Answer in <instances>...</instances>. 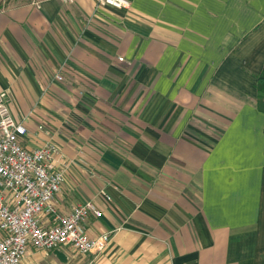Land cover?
<instances>
[{"label":"crops","instance_id":"0c3cea01","mask_svg":"<svg viewBox=\"0 0 264 264\" xmlns=\"http://www.w3.org/2000/svg\"><path fill=\"white\" fill-rule=\"evenodd\" d=\"M0 0V93L60 148L67 264H264V0ZM61 77V80H58ZM42 128V130L40 129ZM50 132V136L45 131ZM23 264H62L30 251Z\"/></svg>","mask_w":264,"mask_h":264},{"label":"built area","instance_id":"2783aa9c","mask_svg":"<svg viewBox=\"0 0 264 264\" xmlns=\"http://www.w3.org/2000/svg\"><path fill=\"white\" fill-rule=\"evenodd\" d=\"M98 2L130 8L128 0ZM26 120L14 117L8 94L1 92L0 264H23L32 250L48 254L72 247L83 255L103 251L112 233L92 237L88 232L89 219L100 218L102 212L91 201L75 205L68 213L56 206V196L65 183L66 164L60 163V148L52 140L36 149L22 144L28 132Z\"/></svg>","mask_w":264,"mask_h":264},{"label":"trees","instance_id":"16d2710c","mask_svg":"<svg viewBox=\"0 0 264 264\" xmlns=\"http://www.w3.org/2000/svg\"><path fill=\"white\" fill-rule=\"evenodd\" d=\"M256 87L258 90V110L264 113V68L263 71L257 77Z\"/></svg>","mask_w":264,"mask_h":264},{"label":"water","instance_id":"95a60500","mask_svg":"<svg viewBox=\"0 0 264 264\" xmlns=\"http://www.w3.org/2000/svg\"><path fill=\"white\" fill-rule=\"evenodd\" d=\"M54 255L57 257V259L62 263V264H67L68 263V259L66 257V255L60 251V250H55L54 251Z\"/></svg>","mask_w":264,"mask_h":264}]
</instances>
